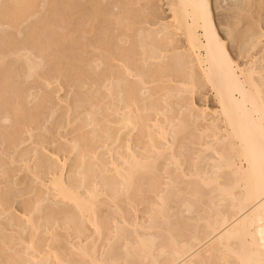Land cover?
<instances>
[{
	"label": "bare ground",
	"instance_id": "obj_1",
	"mask_svg": "<svg viewBox=\"0 0 264 264\" xmlns=\"http://www.w3.org/2000/svg\"><path fill=\"white\" fill-rule=\"evenodd\" d=\"M54 1L57 19L38 20L51 37L36 46L34 28L37 51L12 53L31 78L51 46L71 44L68 75L58 66L41 79L76 83L78 96L29 93L27 107L19 87L2 85L0 145L33 147L0 163V178H30L18 206L0 194V264H264V0H245L246 22L227 23L235 55L210 0ZM1 2L13 29L55 10ZM56 99L64 121L61 132L44 127L47 141L33 131Z\"/></svg>",
	"mask_w": 264,
	"mask_h": 264
},
{
	"label": "rangeland",
	"instance_id": "obj_2",
	"mask_svg": "<svg viewBox=\"0 0 264 264\" xmlns=\"http://www.w3.org/2000/svg\"><path fill=\"white\" fill-rule=\"evenodd\" d=\"M53 1L54 0H46V2H45L46 3V7L48 6L47 3H49V5L51 4L50 6H52L54 4V2H55V1L54 2ZM77 1H79L78 4H79L80 9H84L85 10V6L87 8V6L89 5L88 4L89 3L88 2L89 0H77ZM210 1H211L210 2L211 7H212L211 10H212L213 20H214V23L217 26V29L219 31V34H220V36L223 37L224 40H226V43H227V46H228V49H229L230 53L232 55H235L237 53V48L235 46L236 44L233 43V42H231V40L229 38H227V29H226V27H227V23L228 24L235 23V22H237V20H240V23H245L246 22V16H244V14H242L244 12L243 11L242 12L240 11L241 9L242 10L243 9L246 10V8H245V5H246L245 4V0H210ZM0 2L2 4L3 3V0H0ZM111 2H112V0H105V2H103V5H106V4L108 5ZM161 4L162 3H158V6H157V9H158L157 14L160 17L161 16H163V17L166 16L164 18L167 19V17H169V15H170L168 13L169 11L167 10L166 5H164V4L161 5ZM54 6H52L51 8H54ZM58 6H60V5H58ZM88 7L90 8V5ZM58 8L59 7H57V9ZM60 8L62 9V11H59ZM60 8H59L58 12L63 13V7H62V5L60 6ZM46 9L47 8H45L44 10H41V13L39 11V14H38L39 16L38 17H34V18L32 17V19H30V20L27 19V20L22 21L21 22L22 25L20 24V26H17L16 29L15 28L13 29V27H10L8 24L6 25V23L3 24V25H1L2 23H0V51L1 52L3 51L2 53H0V71H1L0 72V90H1V88H3L2 87L3 84L6 85V86H8L10 89H13L14 87H19L22 90V93H23V96H24L22 100H23V102H24V100H25V102H27V103H25L27 107H31V106L33 107V106H35L36 105V102H37V98H36V100L35 99L32 100V98L30 99V98L27 97V95L29 93H31L33 95L36 94V96L38 97V95H41L45 91H51L52 89H56V90H58L57 93H56V95L58 96V98H60L62 100H64V99L67 100L68 99V100H71L72 101V100L76 99V97L78 96V89H76V87H75L76 86V83H74V86L73 87L66 86L65 83L62 82L63 81V78L62 77H59L60 82H62L64 85L61 84L60 85L61 87H60L59 86V81H58V83H55L54 82L50 86H47L44 83V81L41 79V77H44L46 75H51V74H55L56 75L57 74L56 73V70H57L58 66H60V68H58V69H61V68L63 69V70L61 69L62 73H64L65 75H68V72L69 71H67V70H68V68H69V66L71 64H74V62H75V55L77 54V52H76L77 50L75 48L74 50H69L68 53H66L68 57H64L65 59L63 58V55H65V53H64L65 51L64 50L67 51L68 48L69 49H73V47H72L71 44H68L67 45V49L66 48L65 49H62L61 48L60 49L59 46H58L59 48L56 46V48L59 49V50H56V48H54L55 46H51V48H53V50L50 49L49 52H47L46 57L45 56H44L45 58L43 57V60L41 62V65H39L37 67L38 69L36 70V72H37L38 75H35L34 77H31V78H25V76H24V70L25 69H23V68H26V67H24L25 64H24L23 58L19 56L20 54H22V52L21 53H18L19 55L18 54H14L13 55V53H12L13 52V48H14V50H18L19 48H22L25 45H27L25 48H28L29 47V49H31V48L33 49V47L35 46V45H33V42H32L33 40H31L32 39V36L31 35H33V34H34L33 37L37 34L38 37L40 36V39L42 38V40H41L42 42H39L38 41L37 43H34V44H36V46H38L37 44H39V46H40V43H41V45L44 44L47 41L48 37L49 36L51 37L50 34L52 33V31L49 33L48 29L50 30L52 27L51 28H48V29L47 28L45 29V26L42 25L45 22H44V20H40V18L41 19L45 18L46 15L48 14V12L55 11V14L57 12H56V7L54 8L55 10H51L50 9V11H47ZM117 9H116V11H117ZM45 11H46V13H45ZM259 13H260L259 14V19H260L259 20V23L263 24V26H264V10L259 11ZM41 14H42V16H40ZM50 14L52 15V13H50ZM50 14H48V15H50ZM51 15H50L51 19L52 18L53 19H57L56 16L55 17H52L54 14L52 16ZM57 16H58V14H57ZM236 16H237V19H236ZM46 18L48 19V16ZM75 18L77 19V15H74V18L72 20L74 21ZM76 19H75L76 23H79V20H76ZM38 20L39 21H43V23L41 22L42 23L41 24ZM72 20H71V22L73 23ZM72 23L70 24L71 27L69 26L71 29H73V26H74L75 22L73 24ZM36 24H37L38 27L36 26ZM45 25H48L47 27H50L49 26V23H45ZM33 29L36 30V32H37V33L35 32L36 34L33 33V32H31ZM37 29H39V30H37ZM52 30H53V28H52ZM103 30H106V29H103ZM48 33H49V35H47ZM44 34L47 35L46 36L47 38L46 37L43 38ZM52 36H54V35H52ZM28 37H29V39H28ZM29 40H31L32 43L31 42L30 43L33 45V47L29 43ZM43 40L45 42H43ZM52 42H54V41L52 40ZM55 42L54 43L56 45L57 44V40ZM29 44L31 45V48H30V45ZM36 48L37 47H35V49H33L34 51L31 49L33 51V53H35V51H37ZM57 51L60 53V55L63 54L62 57L60 55H57L56 54ZM10 52L12 53V55H11ZM50 52L53 53V54L55 53L56 55L55 54L54 55L53 54L51 55ZM72 54H73L74 57L72 56ZM3 56L5 57V59H1V58H4ZM53 56L54 57L57 56L56 58L59 59V60L63 58L65 61L62 60L61 61L62 62V65H60L58 63L59 61L56 60L55 58H53V59L56 60V62L54 60L55 64H54V62L53 63L52 62L50 63L49 60H52L51 57H53ZM67 58H68V60H67ZM66 61H68V63ZM22 64H23V67H22ZM53 71H54V73H53ZM3 73H4V75H3ZM6 81L8 82L7 84H6ZM11 83L14 84V85H12ZM24 93H25V95H24ZM209 96H210V92H209ZM210 98H211V96H210ZM55 102L57 104L56 103L54 104L55 105V106H53L54 108L45 109V111H44V114L45 115L43 116L45 118V120H43L41 124L36 125V127H35V129L33 131V133H34L35 136H38V135L39 136H42V135L45 134L44 137L46 138L45 140H47V141H50L51 138L49 139L50 135L48 134L49 135L48 136L45 133V128L47 127V129L48 130L50 129L51 131H53L55 129L53 131V132H55L56 130L59 129L58 127L61 126V124L64 121V112H65L64 104L65 103L63 104V102H60L57 99L55 100ZM72 103H74V102H72ZM65 106H66V104H65ZM0 112H1L0 115H2V112H3L2 109H0ZM1 121H2V119L0 118V124L2 123ZM51 121H52V123H51ZM4 124L5 125H9V122H5ZM50 124H51L52 127L50 126ZM57 124H58V126H57ZM65 128L67 129V127H65ZM60 129H59V131L61 132ZM63 130H64V128L62 129V132H64ZM46 136H48V137H46ZM28 143H29V145H28ZM2 145H4V144H2ZM2 145H0L1 146L0 147V161H1L0 163L6 164L5 167H7L9 165V162H10V159L9 158L11 156H13L15 159L18 158L19 155L22 156V157H24V158H28V156L29 157L32 156V147L33 146L30 144V142H26L25 144L21 145L20 147H18L19 149H16L15 152H13L12 149H10L9 147H7L6 144L4 146H2ZM48 146H50L49 148H53L55 146V144H53L52 147H51V144L48 145ZM2 152H5V154L2 155ZM19 163H21V162H19ZM15 165H13L12 168H14ZM9 167H11V166H9ZM11 173L8 172L7 173V176H4V177H1L0 178V194H2V196L4 198H6L7 200L10 199L9 201H11L12 203H14V206H18L19 203H20V201H21V194H24V191L26 190V187H27V184H28L30 178H28V177L25 176V178H24L25 180L24 179L22 180V177H24V175H23V173L21 171L15 172L16 174L14 172L12 174ZM14 177H16V178H14ZM20 177H21V179H20ZM21 181H23L24 184ZM20 182H21V185L19 184ZM3 221L4 220L2 219L0 222H3Z\"/></svg>",
	"mask_w": 264,
	"mask_h": 264
}]
</instances>
